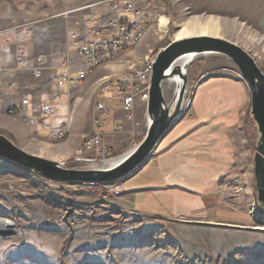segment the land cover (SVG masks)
Masks as SVG:
<instances>
[{"label":"rangeland","instance_id":"obj_1","mask_svg":"<svg viewBox=\"0 0 264 264\" xmlns=\"http://www.w3.org/2000/svg\"><path fill=\"white\" fill-rule=\"evenodd\" d=\"M102 1L0 0V42H5L3 47L13 56L59 57L74 49L73 34L79 39L87 37L85 14L90 9H105ZM141 1L135 0L138 5ZM149 13L151 19L144 38L97 68L92 87L86 82L76 88L74 83L69 85L74 87L70 109L65 95L58 104L61 113L68 109L71 113L69 131L76 115L83 129L88 128L90 110L92 121L96 119L99 79L134 74L195 17H217L220 24L215 35L242 47L264 72V0H153ZM160 20L164 28L159 26ZM209 76L242 80L227 57L209 54L194 58L186 68L182 112L195 84ZM11 80L0 71V87ZM37 82L39 91L50 90L46 74ZM163 85L164 98L169 101L173 85L171 81ZM62 89L65 91L66 87ZM77 98H81L80 102ZM87 99L90 101L85 104ZM241 109L240 121L232 134L234 164L215 192L219 211L236 221L145 215L121 196L122 180L117 182L121 189L115 193L112 184L50 181L0 158V216L5 217L0 219V225L11 224V220L14 223L13 232L0 233V264H264V215L258 209L253 173L258 131L250 114L249 97ZM6 114L16 119H7L10 127L2 130L9 133L4 136L21 149L42 157L82 159L69 161L70 167L98 166L101 160L122 153L112 148L99 152L98 146L88 145L86 140L74 153L64 152L65 138L37 140L36 134L19 126L20 119L26 123L23 117ZM140 122L134 144L145 132V119Z\"/></svg>","mask_w":264,"mask_h":264},{"label":"crops","instance_id":"obj_2","mask_svg":"<svg viewBox=\"0 0 264 264\" xmlns=\"http://www.w3.org/2000/svg\"><path fill=\"white\" fill-rule=\"evenodd\" d=\"M86 35L87 31L84 37ZM70 51H72L70 60L73 64L79 65L80 58L74 49ZM52 60L49 59L51 69L45 70L41 78L43 79L46 74L50 82L54 63ZM57 71L63 73L64 69ZM70 76L69 84L62 86L66 87V90L63 91L61 87L63 95L68 99V105L71 101V90L74 89L70 88L71 83L75 84V88L82 82L92 87L97 80L95 71L79 83L75 79V70H72ZM15 80L19 84L15 92H6V89L0 87V133L3 135L9 133L2 130V127H10L7 120L10 117L6 116L5 112L8 106L19 107V99L25 94L29 100L27 110L37 115L51 92V83L48 92L39 91L37 88L39 82L32 78L30 72L18 73ZM24 85L26 87L22 88ZM191 97L180 118L159 141L154 154L136 171L121 179L123 183L121 196L128 199L134 210L145 215L160 218L236 221L231 215L219 211L215 192L234 164L232 134L240 121L242 105L245 101L248 102L246 85L237 78L209 76L195 84ZM77 99L80 102L81 98ZM88 101L90 100H85V104ZM97 101L102 102L108 109L109 117L106 123L99 126L92 121L90 110L88 128L83 129L80 126L79 115H76L65 138L67 143L64 152L74 153L81 142L95 130L100 131L98 150L112 148L114 152L119 153L124 152L126 146L135 143L140 121L146 117L145 105L138 100L135 101L132 108L133 118L127 119L120 108V97L115 89L105 92L103 96L97 93ZM68 108L70 109V105ZM69 109L66 113L58 110V115L53 120L45 119L44 122L63 125L67 121ZM18 124L22 130L28 129L36 134L37 140L49 138L48 131L40 125L28 126L21 119L18 120Z\"/></svg>","mask_w":264,"mask_h":264},{"label":"water","instance_id":"obj_3","mask_svg":"<svg viewBox=\"0 0 264 264\" xmlns=\"http://www.w3.org/2000/svg\"><path fill=\"white\" fill-rule=\"evenodd\" d=\"M209 54H218L230 59L246 85L250 114L258 131L256 152L253 157L255 191L258 209L264 215V72L242 47L211 34H193L172 39L156 51L150 60L144 135L136 144L115 156L114 158L118 160L113 165L70 167L67 165L69 161L82 159L72 157L61 161L32 154L15 145L1 133L0 158L55 182L112 184L116 180L123 179L148 160L161 138L180 118L184 101L186 68L194 58ZM183 58L188 60L180 64ZM170 77L180 78L182 85L175 93L173 92L170 100L166 101L162 86ZM0 219L3 220L5 217L0 216ZM13 226L11 220V224L5 226L9 229L2 233L13 232Z\"/></svg>","mask_w":264,"mask_h":264},{"label":"built area","instance_id":"obj_4","mask_svg":"<svg viewBox=\"0 0 264 264\" xmlns=\"http://www.w3.org/2000/svg\"><path fill=\"white\" fill-rule=\"evenodd\" d=\"M105 9H90L85 14V27L87 37L79 39L76 34L72 35L71 45L74 52L80 58L79 65L72 64L70 56L72 51L67 50L59 57L53 58L51 71V92L45 100V104L37 115L29 112L26 105L29 103L27 95L21 96L19 107L10 105L6 113L17 114L25 119L26 123L40 125L48 131L49 138L64 139L69 132L71 113L67 115V121L63 125L45 123V119L53 120L58 115V104L63 95L61 87L71 81V72L75 70L76 82H82L87 75L97 68L114 60L122 52L140 42L149 29L151 15L149 13L153 0H142L139 5L135 0H104ZM76 37L77 39H75ZM0 42V71L3 75L11 77L4 86L6 91L12 92L19 88L14 77L21 72H30L33 79L42 78L44 71L51 69L49 59L44 54L31 58L25 55H11ZM58 69H64L58 73ZM151 65L146 62L144 67L122 78L104 76L98 80V95L103 96L107 91L115 89L119 93L120 108L127 119L133 118L132 108L135 101L146 105L148 98V86ZM26 86H22L25 88ZM96 119L99 126L106 123L108 110L102 102L95 105ZM138 124V123H136ZM88 145L99 147L100 131L95 130L87 139ZM104 152V149H99ZM121 189L119 183H112L111 190L117 193Z\"/></svg>","mask_w":264,"mask_h":264},{"label":"bare ground","instance_id":"obj_5","mask_svg":"<svg viewBox=\"0 0 264 264\" xmlns=\"http://www.w3.org/2000/svg\"><path fill=\"white\" fill-rule=\"evenodd\" d=\"M219 24H220V20L217 17L211 16V15L205 16V17L204 16L195 17V18H192L191 20L187 21L184 24V26L179 31V35L174 39H178V38L193 35V34H213L214 36H216L215 34L217 33ZM163 25H164V22L160 20L159 26L162 28ZM185 60L187 61L188 58H183L180 61V64L184 63ZM165 81H171V83L173 85L172 91L174 93L178 89H180V87L182 85V81L178 77H176V78L170 77V78L166 79ZM164 82H163V84H164ZM172 91H171V93H172ZM117 160H118V158L102 160L99 162L98 166H104V167L110 166V165H113ZM6 230H8L7 227H5L4 225H0V233H2L3 231H6Z\"/></svg>","mask_w":264,"mask_h":264},{"label":"trees","instance_id":"obj_6","mask_svg":"<svg viewBox=\"0 0 264 264\" xmlns=\"http://www.w3.org/2000/svg\"><path fill=\"white\" fill-rule=\"evenodd\" d=\"M121 180V179H120ZM120 180H116V181H114L113 183H117L118 181H120Z\"/></svg>","mask_w":264,"mask_h":264}]
</instances>
